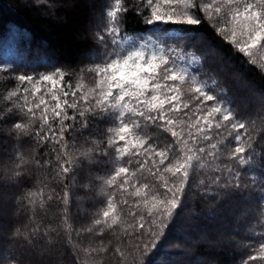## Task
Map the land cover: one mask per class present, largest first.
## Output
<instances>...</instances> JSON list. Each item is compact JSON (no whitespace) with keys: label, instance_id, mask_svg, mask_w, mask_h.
<instances>
[{"label":"snow or ice","instance_id":"6c2138e0","mask_svg":"<svg viewBox=\"0 0 264 264\" xmlns=\"http://www.w3.org/2000/svg\"><path fill=\"white\" fill-rule=\"evenodd\" d=\"M135 7L137 11L148 9L143 17L147 25L189 30L178 33L177 40L194 38L189 33L207 22L223 40L250 57L252 64L257 63L253 50L264 47V0H136ZM127 11L124 0H110L106 6L103 30L96 35L101 55L91 57L83 70L92 74L91 86L85 87L81 80L73 87L72 81L65 80L64 70L38 77L22 74L15 77L17 84L5 96L11 103L0 113V120L14 110L27 117L2 129L6 135L15 141L31 137L40 146L49 145L46 157L48 151L53 154L43 162L35 157L30 161L16 144L10 153L0 156V188L20 183L29 163L52 167L54 173L51 179L45 174L44 182L22 197L33 213L34 226L28 231L14 228L11 234L25 245L32 246L33 238L41 233L35 220L37 207L46 210L53 200L64 205L61 227L71 244L69 185L64 184L62 192L49 185L63 183L69 173L74 185L75 170L84 162H96L97 156H109V149L111 169L95 177L104 205L91 225L75 231L77 236L87 233L104 237L110 233L115 238L114 252L125 262L131 257L132 264H144V256L157 247L181 208L186 189L196 185L203 196L231 195L242 187L241 172L235 165L253 163L256 150L249 125L210 92L208 81L190 71L192 64L202 63L200 57L163 45L151 51L146 44L125 50L123 46L131 40L121 35L122 14ZM178 61L185 63L182 66ZM89 116L107 119V134L103 140L93 139L91 147L77 149L75 138L70 141L65 133L76 132L77 123L79 128H87ZM37 121L39 126L33 130ZM153 127L171 139H154L148 131ZM222 158L235 165L220 163ZM82 187L87 190L90 184ZM120 206H127V215L118 210ZM49 233H59L52 226L43 230L47 243L52 244ZM112 244V239L107 243L100 240L98 247L85 251L106 253ZM253 252L247 261H264V242Z\"/></svg>","mask_w":264,"mask_h":264},{"label":"trees","instance_id":"16d2710c","mask_svg":"<svg viewBox=\"0 0 264 264\" xmlns=\"http://www.w3.org/2000/svg\"><path fill=\"white\" fill-rule=\"evenodd\" d=\"M109 3L110 0H0V113L10 106L11 102L6 101L5 96L17 84V75L38 77L64 70L67 73L65 80L72 81L73 87L81 80L85 87L94 83L92 74L83 70L91 63V57L101 55L97 50L96 35L103 30L104 11ZM135 4L136 0H124L128 11L122 14L121 35L131 37L124 49L146 44L149 51L156 45H163L195 53L202 63L192 64L190 71L208 81L210 92L233 108L236 115L249 125L256 150L253 163L248 166L235 165L226 158L220 161L235 165L241 172L242 187L233 190L231 195L203 196L196 185L186 189L181 208L176 210L177 214L158 239L157 247L144 256V264H264V261L246 260L249 254H255L253 250L259 243L264 242V47L253 50L257 63L252 64L250 57L223 40L207 22L189 33L194 38L177 40L178 33L189 30L164 24L147 25L143 17L148 9L137 11ZM178 63L183 66L185 61ZM213 81L214 88L211 87ZM17 120H27V117L14 110L0 120V156L10 153L13 146L19 144L30 161L33 157L41 162L52 158L51 151L47 157L44 155L49 149L48 144L40 146L31 137L15 141L6 135L2 129ZM38 126L39 121L33 130ZM108 126L107 119L89 116L87 128L81 129L77 123V131L66 132L65 137L70 141L74 137L77 149L91 147L93 139L105 138ZM148 131L159 141L171 139L167 133L154 127ZM228 143H232L231 139ZM111 156L112 149H109V156H97L96 162L91 164L82 163L75 170L74 185L71 183L72 173L63 183L49 185L57 192H62L64 184L69 185L71 244L61 227L64 205L56 200L49 201L46 210L37 207L35 220L41 233L33 238L32 246L25 245L11 234L14 228L28 231L34 226L31 223L33 213L22 197L30 190L35 191L38 184L44 182L45 174L51 179L52 167L29 163L20 183L0 188V199L9 201V212L0 207V264H41V261L47 264H132L131 257L125 262L114 252L115 238L110 233L106 232L104 237L87 233L77 236L75 231L91 225L95 213L104 205V198L98 195L99 181L95 177L110 171ZM85 183L90 184L87 190L82 187ZM128 199L135 200L134 197ZM244 202L246 206L240 209ZM118 210L127 215V206H120ZM224 225H227L225 230ZM48 226L56 228L59 233H49L52 244L43 236V230ZM238 227L242 229L235 232ZM108 239H112L113 244L106 253L89 254L85 251L90 246L98 247L100 240L107 243ZM73 244L77 247H72ZM125 251H128L127 247Z\"/></svg>","mask_w":264,"mask_h":264},{"label":"rangeland","instance_id":"374dc122","mask_svg":"<svg viewBox=\"0 0 264 264\" xmlns=\"http://www.w3.org/2000/svg\"><path fill=\"white\" fill-rule=\"evenodd\" d=\"M8 204H9V201L8 200H6V199H0V207H3V208H6L7 209V211L9 212V206H8ZM242 206V207H241ZM240 206V209L242 208H244L243 206H246V203L244 202V203H242V205ZM234 209V208H233ZM238 210V209H237ZM244 211H246L245 209H244ZM11 219H13V216H11ZM10 219V220H11ZM220 225V224H219ZM227 228V225H224V228H223V230H225ZM239 228L240 229H242L241 227H238V228H236L234 231L235 232H238L239 231ZM219 230V229H218ZM41 264H47L45 261H41Z\"/></svg>","mask_w":264,"mask_h":264}]
</instances>
